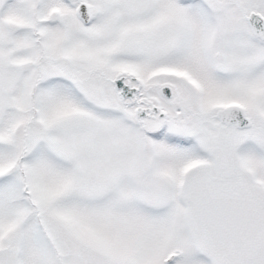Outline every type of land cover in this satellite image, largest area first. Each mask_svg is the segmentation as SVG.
Returning <instances> with one entry per match:
<instances>
[{
  "label": "snow or ice",
  "instance_id": "6c2138e0",
  "mask_svg": "<svg viewBox=\"0 0 264 264\" xmlns=\"http://www.w3.org/2000/svg\"><path fill=\"white\" fill-rule=\"evenodd\" d=\"M0 264H264V0H0Z\"/></svg>",
  "mask_w": 264,
  "mask_h": 264
}]
</instances>
